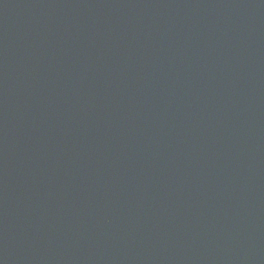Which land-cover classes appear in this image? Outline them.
Here are the masks:
<instances>
[{
    "label": "water",
    "instance_id": "water-1",
    "mask_svg": "<svg viewBox=\"0 0 264 264\" xmlns=\"http://www.w3.org/2000/svg\"><path fill=\"white\" fill-rule=\"evenodd\" d=\"M0 264H264V0H0Z\"/></svg>",
    "mask_w": 264,
    "mask_h": 264
}]
</instances>
